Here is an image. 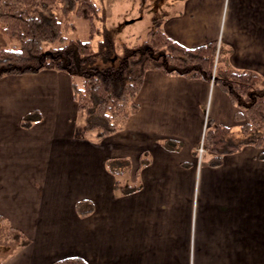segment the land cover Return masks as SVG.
Wrapping results in <instances>:
<instances>
[{
    "label": "crops",
    "instance_id": "0c3cea01",
    "mask_svg": "<svg viewBox=\"0 0 264 264\" xmlns=\"http://www.w3.org/2000/svg\"><path fill=\"white\" fill-rule=\"evenodd\" d=\"M163 8L173 41L217 42L229 67L264 81V0ZM71 82L55 70L0 77V219L27 240L0 264H264L260 149L245 146L219 165L198 153L209 124L232 132L241 124L220 84L148 71L137 111L97 138L82 130ZM31 113L36 120L23 127Z\"/></svg>",
    "mask_w": 264,
    "mask_h": 264
},
{
    "label": "trees",
    "instance_id": "16d2710c",
    "mask_svg": "<svg viewBox=\"0 0 264 264\" xmlns=\"http://www.w3.org/2000/svg\"><path fill=\"white\" fill-rule=\"evenodd\" d=\"M101 9L94 0H0V35L7 45L0 48V77L36 74L55 70L72 77L71 89L82 130L103 138L121 130L137 109L139 93L146 72L159 70L167 75L189 79H210L216 70L215 82L228 93L239 112L240 137L232 141L231 130L209 124L203 147L212 156L211 165H219L223 155L245 146L264 150V81L250 72L229 67L227 59L216 57L217 42L185 48L169 38L163 29V14L153 16L152 27L142 42L115 50L111 34L103 33L94 49L91 40L100 32L95 25ZM73 18L89 24V39L69 40L74 31ZM37 115L22 119L28 127ZM259 156L264 158V152ZM120 174V173H118ZM118 189V183L115 182ZM129 188H122L130 193ZM81 211V203L76 204ZM24 236V235H22ZM21 246H25V238ZM20 247V246H19ZM52 264H85L77 257Z\"/></svg>",
    "mask_w": 264,
    "mask_h": 264
},
{
    "label": "rangeland",
    "instance_id": "374dc122",
    "mask_svg": "<svg viewBox=\"0 0 264 264\" xmlns=\"http://www.w3.org/2000/svg\"><path fill=\"white\" fill-rule=\"evenodd\" d=\"M168 0H94L95 4L102 10L99 18L95 21L99 31L91 40L94 49L97 48L98 41L102 40L103 33L111 34L115 50L122 53L125 46H133L142 42L147 32L152 27L151 19L153 16H161L165 12L163 5ZM74 31H69L66 38L69 40L78 39L86 41L89 39V24L85 21L73 18ZM5 40V39H4ZM7 41L5 40V46ZM4 47V46H3ZM217 47L215 58L218 57ZM215 61V60H214ZM213 73V71H212ZM211 73V75H212ZM216 75V70L215 73ZM264 91V87L259 88ZM80 131V129H78ZM203 132V137L204 133ZM232 141L241 139L239 129L231 131ZM264 150H260V153ZM208 154V151L205 150ZM128 166V163H120L119 166ZM116 165V166H115ZM117 167L111 164L110 169ZM117 179L123 183L125 176L118 174ZM21 231L12 228L7 222L0 219V262L5 261L13 251L24 242L26 237L22 236Z\"/></svg>",
    "mask_w": 264,
    "mask_h": 264
},
{
    "label": "built area",
    "instance_id": "2783aa9c",
    "mask_svg": "<svg viewBox=\"0 0 264 264\" xmlns=\"http://www.w3.org/2000/svg\"><path fill=\"white\" fill-rule=\"evenodd\" d=\"M211 79L213 80L214 79V76H212ZM199 152L200 153L202 152V149L201 148H200Z\"/></svg>",
    "mask_w": 264,
    "mask_h": 264
}]
</instances>
